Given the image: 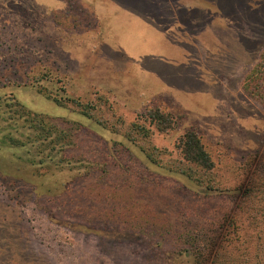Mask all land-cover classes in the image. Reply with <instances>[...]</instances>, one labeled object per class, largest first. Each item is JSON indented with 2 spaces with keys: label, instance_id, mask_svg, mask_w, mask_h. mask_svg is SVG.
Masks as SVG:
<instances>
[{
  "label": "rangeland",
  "instance_id": "rangeland-1",
  "mask_svg": "<svg viewBox=\"0 0 264 264\" xmlns=\"http://www.w3.org/2000/svg\"><path fill=\"white\" fill-rule=\"evenodd\" d=\"M135 3L0 0V138L11 102L83 128L58 167L0 145V264H264V106L242 89L264 0ZM191 130L212 167L187 179L167 170Z\"/></svg>",
  "mask_w": 264,
  "mask_h": 264
},
{
  "label": "trees",
  "instance_id": "trees-1",
  "mask_svg": "<svg viewBox=\"0 0 264 264\" xmlns=\"http://www.w3.org/2000/svg\"><path fill=\"white\" fill-rule=\"evenodd\" d=\"M135 4H138V0H136ZM218 5L219 2L216 7ZM225 5L226 2H224L223 6ZM222 12L223 16H225L224 11ZM242 89L264 106V46L260 50L256 62L243 77ZM46 98L49 100L48 96ZM67 100L69 99L65 98V101ZM69 101L74 103L76 108L79 109L78 113L82 117L91 120V115L83 108H80L77 102L73 100ZM50 102L57 107L64 108V103L60 102L59 99L53 97ZM8 105L14 108L12 114L15 117L12 119L10 127L11 129L15 127V129L1 136L0 145H8L10 148L25 150L28 153L25 161L30 165H50L58 167L64 161V151L78 148L76 135L83 129L78 122H72L73 120L69 118L66 120L64 117L49 118L41 114L33 113L17 102H11ZM146 115L148 123L152 124L159 133L166 132L172 126L173 122H171L169 116L160 113L157 109L149 111ZM94 124L96 125L97 123L94 122ZM20 131L22 132L20 133ZM147 133L148 131L141 125L131 123L128 131L125 133V138L128 141H134V138L137 136L145 139L147 138ZM175 147L179 150L182 161L188 166L182 167L181 163H178V166L174 170H167L169 173L181 177L184 176L189 179L191 176V166L198 169L201 174L211 169L212 163L203 150L199 137L192 130L184 132ZM30 150H33L31 154L29 153ZM141 153H143V157L149 165L158 166L157 152L154 149L149 151L141 150ZM79 156L87 163L92 162L90 159L85 158L82 153ZM90 167H93L92 164ZM250 191L249 189L243 191L244 198H253Z\"/></svg>",
  "mask_w": 264,
  "mask_h": 264
},
{
  "label": "crops",
  "instance_id": "crops-1",
  "mask_svg": "<svg viewBox=\"0 0 264 264\" xmlns=\"http://www.w3.org/2000/svg\"><path fill=\"white\" fill-rule=\"evenodd\" d=\"M181 1H183V0H181ZM182 3H184V2H182ZM182 6H183L184 8H189V6L184 5V4H182ZM107 28L109 29V28H111V26L107 25ZM113 28L116 29V27H114V26H113ZM129 28H130V27H128V29H129ZM147 43L150 44L149 41H148ZM159 44H160V42H159ZM115 45L117 46L116 43H115ZM124 53L127 55V57H128V56H131V55H129L127 52H124ZM128 58H130V57H128Z\"/></svg>",
  "mask_w": 264,
  "mask_h": 264
}]
</instances>
